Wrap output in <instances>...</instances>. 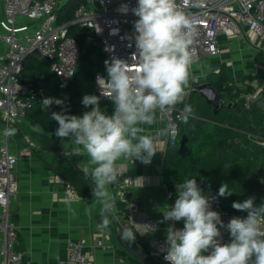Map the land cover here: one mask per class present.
Returning a JSON list of instances; mask_svg holds the SVG:
<instances>
[{
  "label": "clouds",
  "instance_id": "9594fccd",
  "mask_svg": "<svg viewBox=\"0 0 264 264\" xmlns=\"http://www.w3.org/2000/svg\"><path fill=\"white\" fill-rule=\"evenodd\" d=\"M121 10L129 11L127 5ZM131 11L138 17L133 25L137 69L129 71L126 61L114 58L106 62L107 79L97 77L101 95L114 105L113 113L103 111L100 97L91 94L82 98L81 103L90 107L82 115L66 114V108L51 113L58 123L55 136L70 141L74 155L89 158L84 171L94 185L92 195L106 212L115 209L109 186L117 182V161L132 158L151 163L158 136L146 134L142 125L155 124L158 112L171 111L183 100L193 63L190 45L195 27L177 0H137ZM53 103L64 105L61 99L47 97L41 108L47 110ZM185 111L190 112V107ZM15 132L9 127L3 135L11 137ZM232 194L222 183L218 196ZM254 199L234 201L233 209L247 216L233 217L225 224L196 178L177 184L175 203L163 208L161 223L183 220L184 226L167 228L164 259L168 264H264V203L256 206ZM107 225L105 218L102 226ZM221 229L229 232L231 242H222ZM122 238L132 242L135 234L125 231Z\"/></svg>",
  "mask_w": 264,
  "mask_h": 264
},
{
  "label": "built area",
  "instance_id": "2783aa9c",
  "mask_svg": "<svg viewBox=\"0 0 264 264\" xmlns=\"http://www.w3.org/2000/svg\"><path fill=\"white\" fill-rule=\"evenodd\" d=\"M67 1L77 2L72 20L59 23V9ZM182 11L189 17L195 27V34L190 45L193 56V66L203 58L217 57L221 54L218 37L224 34L234 37L245 32H254L264 38V0H177ZM127 5V13L121 10ZM137 5V0H2L1 40L6 45V51L0 56V116L13 123L25 118L27 110L37 92L32 83L24 78V62L39 51L40 57L49 62L52 73L60 81L62 88L67 87L76 73L80 59V47L70 35L72 26L90 29L100 38L103 45V65L111 63L114 58L128 63L129 71L138 67L134 56L135 47L134 22L138 19L131 9ZM107 79V72H98L95 76L96 95L100 102L110 99L101 95L97 77ZM203 84L201 78L190 75L188 87L183 100L164 115L169 121V137L171 146L176 145L178 138V123L188 114L185 111L191 95ZM261 90L247 98V106L258 97ZM256 142L264 145V138L254 136ZM18 156L12 152L8 137L3 138L0 145V264H28L25 254L18 249L17 232L11 220V204L19 192L16 176ZM203 194L209 196L211 208L218 211L221 219L227 224L231 218L240 217L230 213L222 206L218 192L210 183L196 180ZM122 190L132 187L133 181L125 178L119 181ZM171 204L175 198L168 193ZM119 201L125 203L126 224L124 230L131 226L144 227L147 234V246L154 258L164 264L166 238L158 235L159 225L150 216H141L139 209L123 192L118 194ZM222 242H231L230 234L221 229ZM103 240L98 241L102 247ZM83 242L70 241L67 247V257L62 264H93L86 256ZM208 254V253H205Z\"/></svg>",
  "mask_w": 264,
  "mask_h": 264
},
{
  "label": "crops",
  "instance_id": "0c3cea01",
  "mask_svg": "<svg viewBox=\"0 0 264 264\" xmlns=\"http://www.w3.org/2000/svg\"><path fill=\"white\" fill-rule=\"evenodd\" d=\"M1 34L0 27V36ZM218 41L221 54L203 58L191 66L190 75L199 76L202 83H210L208 77L224 68L233 85L250 91L244 94L246 100L250 95L262 90L260 84L264 81V38L248 31L234 37L220 34ZM5 51L6 45L0 37V56ZM205 92L210 94V91ZM9 127L16 129L15 135L8 139L11 151L18 156L16 176L19 183V192L11 204V220L17 232L18 249L24 252L28 264H62L67 257L70 241L83 242L84 252L93 264H131L122 255L123 249L118 243L116 233L131 231L135 234V241L138 237L146 241L147 234L142 226H131L130 229L124 230L126 212L118 207V194L123 190L126 197L134 201L141 216H150L156 220L160 237L166 238V230L170 225L174 224L177 229L183 228V220L161 223L163 208L171 204L168 193L173 194L164 178L166 153L172 147L169 137L170 124L164 113H157L155 124L142 125L146 134L158 136L157 153L151 163L146 165L139 160L133 161L132 158L117 161V182L109 186L115 204V209L109 212L111 218L95 197L91 202H86L70 183L50 169V165H69L50 151L53 149L43 146L35 138L34 132H43L40 126L31 123L27 118L10 123L0 116V145L5 137L4 130ZM48 135L60 149L54 151L72 161V143L67 139L61 140L55 133ZM74 156L76 164L72 162L84 171L89 158L86 155ZM83 177L93 190L90 176L85 173ZM125 178H130L133 186L122 190L119 181ZM97 215H103L110 221L109 230L98 223ZM100 240L104 242L102 247L98 246Z\"/></svg>",
  "mask_w": 264,
  "mask_h": 264
},
{
  "label": "trees",
  "instance_id": "16d2710c",
  "mask_svg": "<svg viewBox=\"0 0 264 264\" xmlns=\"http://www.w3.org/2000/svg\"><path fill=\"white\" fill-rule=\"evenodd\" d=\"M76 6L77 2L74 1L64 3L58 12L59 23L72 20ZM70 35L75 38L80 47V59L76 73L67 87L60 86V81L51 72L50 67L45 65L44 59H36L32 66L27 67L25 62L31 57L29 56L23 68L24 74L30 75V78L25 80L32 83L37 92L25 118L42 129L43 132L33 133L35 138L43 146L56 151L60 149L48 135L55 133L58 128V123L51 119V113L61 112L66 108V114L79 116L89 111L90 107L86 108L81 103L82 98L85 94L96 95L95 76L98 72H106L100 38L96 37L90 29L79 26H72ZM208 79L223 100L232 102L236 106L221 108L215 114L213 107L199 92L196 91L191 95L188 102L191 111L178 123V138L186 134L188 141L183 148L177 142L166 153L165 182L168 188L173 190L174 197L176 185L188 179L196 178V180L210 183L217 192L222 183H227L233 194L227 198L220 197L223 208L245 218L247 212L233 209L234 201L243 202L254 197L256 206L264 203V145L254 139V136L264 138V111L252 104L247 106L244 94L250 91L233 85L224 68L219 73L211 74ZM260 86L262 87L261 96L264 97V81ZM47 97L61 99L64 105L53 103L47 110H43L41 104ZM100 108L109 115L114 111L112 101L100 102ZM70 158L76 164V157L70 155ZM50 169L70 183L86 202L93 200V190L89 183L73 168L50 165ZM118 207L126 212L123 202L120 201ZM105 218L103 215L96 216L101 226ZM103 228L108 230L111 228L109 220L108 225ZM128 244L145 255L154 257L142 237ZM121 252L131 264H145L126 251Z\"/></svg>",
  "mask_w": 264,
  "mask_h": 264
},
{
  "label": "water",
  "instance_id": "95a60500",
  "mask_svg": "<svg viewBox=\"0 0 264 264\" xmlns=\"http://www.w3.org/2000/svg\"><path fill=\"white\" fill-rule=\"evenodd\" d=\"M35 56L40 57L39 51L35 50L33 52ZM205 90L210 91V94H206ZM196 91L200 92L202 96L205 97L207 103L213 107L214 113L217 114L221 108L228 107L230 108L232 105L236 106V104H233L232 102H228L223 100L222 96L218 94L213 87L211 86L210 83H203L199 85L196 89ZM251 104L253 106L258 107L260 110L264 111V97L259 96L256 99H254ZM188 141V137L186 134L181 136L180 140V147L183 148L185 144ZM54 153H56L65 163H67L71 168L76 170L78 173L81 175L85 176V173L82 169H80L78 166H76L70 159L64 157L62 154L55 152L54 150H50ZM108 217L111 218L109 212H106ZM122 233L123 231H119L116 233V237L118 240V243L120 247L126 251L129 255L133 256L134 258H137L139 261L145 263V264H164L161 261L157 260L154 257H150L142 253L141 251L133 248L128 244L127 241L123 240L122 238Z\"/></svg>",
  "mask_w": 264,
  "mask_h": 264
},
{
  "label": "rangeland",
  "instance_id": "374dc122",
  "mask_svg": "<svg viewBox=\"0 0 264 264\" xmlns=\"http://www.w3.org/2000/svg\"><path fill=\"white\" fill-rule=\"evenodd\" d=\"M89 41H90V40H89ZM41 58H42V57H38V56H35V55H31V57H29V58L26 60L25 65H26L27 67H30V66H32V63L35 62L36 59L43 60V59H41ZM43 61H44L45 65H47V67L49 68V62H48L47 60H43ZM24 78H30V75H27V76H26V75L24 74ZM180 140H181V137L178 138V140H177L178 144L180 143Z\"/></svg>",
  "mask_w": 264,
  "mask_h": 264
}]
</instances>
